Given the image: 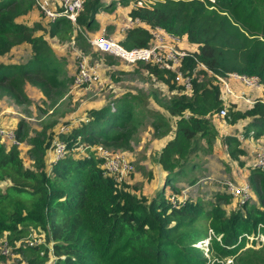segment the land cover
Returning a JSON list of instances; mask_svg holds the SVG:
<instances>
[{"label":"trees","instance_id":"obj_1","mask_svg":"<svg viewBox=\"0 0 264 264\" xmlns=\"http://www.w3.org/2000/svg\"><path fill=\"white\" fill-rule=\"evenodd\" d=\"M129 2L135 0H84L76 17V31L64 18L45 27L37 22L31 26L20 23L16 18L32 9V0H0V57L22 43L29 44L31 51L22 63L0 64V98L29 102L25 83L36 87L49 107L65 94L72 77L64 70V58L45 37L56 38L63 45L74 32V44H81L91 58L106 66L118 63L109 55L91 52L81 32L96 26L99 10ZM127 16L184 36L194 50L182 59V70L189 74L200 63L211 72L198 70L191 79V90L184 93L170 82L168 72L150 64L133 65L165 84L170 93L160 101L167 116L174 118L172 135L156 155L162 187L149 200L135 196L124 183L117 186L110 176L102 174L100 160L92 150L77 155L79 146L130 148L135 110L141 102L135 103V97L122 93L100 106L86 108L84 118L76 124L62 122L67 131L53 133L56 121L51 120L27 137L31 167H24L17 146L5 145L0 134V182H8L0 189V236L4 234L17 255L24 259L28 255L27 264H42L48 259L51 264H221L207 260L203 250L195 246L203 239L208 241L207 252L218 259L232 257L237 264H245L241 258L246 256L255 264V256L258 264H264V241L257 248L245 246L249 240L255 246L259 236L264 238V175L252 164L247 166V181L256 199H247L229 212L220 206L229 202L226 194H217L215 202L205 207L195 201L172 205L163 193L164 183L177 181L184 174L188 155L201 149V141L210 145L216 136L212 120L220 119L218 110L223 101L215 75L256 77L263 98L241 111L229 105L225 121L233 124L244 119L243 134L260 139L264 147V0H153L147 6H130ZM37 29L41 33L34 35ZM150 40L140 25L125 29L118 38L127 49L147 46ZM155 116L157 120L150 123L154 130L167 124L159 113ZM22 124H16L12 132L16 140L25 136ZM54 140L62 141L66 150L56 160ZM222 141L231 158L243 154L235 136H224ZM31 231L42 234L44 241L32 246L24 243ZM4 257L0 255V260Z\"/></svg>","mask_w":264,"mask_h":264},{"label":"rangeland","instance_id":"obj_2","mask_svg":"<svg viewBox=\"0 0 264 264\" xmlns=\"http://www.w3.org/2000/svg\"><path fill=\"white\" fill-rule=\"evenodd\" d=\"M130 6H133L131 2L128 4H116L113 8L104 10L102 16H96V19L98 18L102 21L104 26L111 25L109 29L105 30L107 35L116 33L118 28L121 27V25L115 27L114 24H111V21L115 20V17L120 19L122 22L121 24L124 25L127 23L121 13ZM117 14L119 15L117 16ZM16 21L20 23L22 22L28 26H31L36 22L40 24L42 23L43 27L46 26L41 14L35 7H32V9L25 15L17 17ZM97 28L98 25L96 24L94 28L88 29L85 32L97 34ZM40 33L41 31L37 29L35 30L34 35H39ZM45 39L48 44L53 47L52 49L54 52L64 58V70L66 71V74L71 77L74 73V59L72 60L70 58L73 52L72 49H81L80 47H82V45L80 44L79 47L77 43L73 44L71 42L72 46H70V43L69 41L67 42V40H65L67 45H61L60 41L56 38L45 37ZM82 50L84 49L82 48ZM86 51L88 50L86 49ZM30 54L31 51L29 44L22 43L12 47L7 53L2 55L0 57V64L7 65L22 63L30 56ZM112 66L113 68H111L109 72L106 70L102 71L101 79L98 83L72 91L69 90L70 83L65 94L53 107H49L48 101L45 100L36 87L29 83H25L23 89L29 102H17L6 96L0 98V124L4 126L3 130L6 133H12L14 128H16V124L23 121L22 126L26 127V129H24L25 136L16 140L18 143L16 146L24 167H31V160L27 154V148L29 146L26 139L39 132L42 125H46L51 120H54L56 123L52 126L51 131L53 133L55 131H60V127L63 126L62 122L69 121L76 124L78 118L83 117L86 108L90 106H99L122 93H129L135 97V103L141 102L137 104L135 110L133 139L129 149H114L125 154L126 161L128 162L127 165H129V171L123 178L115 181L112 176L104 173L100 161L99 167L102 170V174L110 176L117 186L124 183L126 186L124 188L126 190L133 193L135 196H143L146 200H149L154 196L156 190L160 186L162 187V176L156 161V155L161 141L172 135V118L170 119L164 112V109L161 108L160 101L162 100V97L167 98L170 96V93L164 91L165 89H163L162 84L156 86L155 80L142 72L140 66L134 68L133 66L121 65L119 62ZM152 93L155 95L151 96ZM239 101L240 100H237L234 103H228L227 101L226 107L231 105V107L236 106V108L245 109V105H241ZM141 108L143 113L141 112ZM146 110H149L150 113H146ZM155 113H159L167 121L165 126L157 130H154L153 126L150 124L153 120H157L156 116L154 117ZM214 120L215 123H217V127L219 123H223V121L214 118L212 124H214ZM236 131L237 130L234 129V132ZM217 134L218 132L216 131V135ZM216 137L219 138V136ZM220 137V148L215 145V137L211 140L210 145L207 142L201 141V149L197 151V153L188 155L187 162H185L187 164L185 165L184 174L181 175L177 181L164 183V185H166L163 186L165 187L163 189L165 198L168 197L170 203L171 195H174L176 198V203H171L172 205H178L184 201H195L206 207L209 203L215 202V196L217 194H226L230 197L229 202L227 204L220 203V206L223 207L226 212L235 210L241 206L243 203L242 201L244 200H242V198L232 197L226 193L221 182L223 179H230L235 183L247 181V174L244 170L248 165H251L254 153L253 149H250L249 144H246L245 141L257 142L259 146H262V143L260 139L256 140L251 136L244 135L243 140L245 139V141L242 144L239 142V148L242 149L243 154L234 159L228 155L225 146L222 147V138L224 136L220 135ZM3 140L4 144L8 145L7 139ZM253 144L255 143H252V145ZM246 147H249V149ZM214 149L216 153H214ZM80 152L81 151H79L77 155H80ZM239 160H241L243 165L242 163H238ZM244 163H246L245 166ZM241 171L244 172V175ZM190 178L193 179L192 183L188 182ZM247 182L249 183V181ZM7 183V181L0 182V189L2 190ZM170 184L173 185V187H171ZM249 187L250 196L248 201L253 202L256 199V196L251 190L250 183ZM27 235L28 236H25V239L22 240L24 243L29 238L37 239V243L44 241V238L40 233H34L31 231ZM3 236L4 234L0 236V255L5 256L2 253V243L5 241ZM257 240L258 243H255V246L250 245V240L245 246L252 248L259 247L264 241L263 235L259 236ZM18 244L19 242L16 241L15 246ZM48 246L50 247V245ZM195 246L203 250L204 257H206L207 260L211 258V260L221 264H237L232 257H219L218 259L214 253L207 252V239L198 241ZM9 249L8 255L4 257L5 260H0V264H27L25 260L28 255H24V259L21 255H17L13 252V247L10 246ZM253 257L255 264L260 263L255 256ZM241 259L245 264H250V261L246 260V256H242ZM42 264H51V260L48 259Z\"/></svg>","mask_w":264,"mask_h":264},{"label":"built area","instance_id":"obj_3","mask_svg":"<svg viewBox=\"0 0 264 264\" xmlns=\"http://www.w3.org/2000/svg\"><path fill=\"white\" fill-rule=\"evenodd\" d=\"M33 7H35L41 14L45 23H52L59 18H64L74 26V30L79 31V27L75 25L76 17L79 14L81 5L84 0H32ZM153 0H135L133 5L147 6L151 4ZM133 25H140L144 27L149 35L150 42L147 46L124 48L118 41V38L109 36L105 33L104 29L97 34L89 32H81L84 41L88 44L91 52H96L100 55L106 54L111 56L121 65L133 66L136 63L150 64L156 68L166 71L171 75L170 82L175 86L180 87V91L188 93L191 90V79L196 76L198 70L206 71L209 75L211 72L206 70L202 64H197L193 67L189 74L182 70V59L192 54V50L186 46L187 42L184 36H177L166 32L160 27H149L144 25L138 20H128L127 24L123 27H132ZM70 38L74 44V32ZM186 43V44H185ZM75 56V69L72 75V80L69 90H75L84 86H89L98 83L101 79V73L103 70H110L113 66H106L103 63L91 58L88 52L82 49H72ZM226 76H231L246 87L256 88L259 87L256 77L246 76L244 74L230 73ZM223 76V77H226ZM223 77L215 75L216 81L219 83L221 99L224 102L223 106L218 110V117L224 119L227 117V107L225 104V98L228 95H234L239 99H248L241 94H237L233 91L231 86ZM158 85V82L155 81ZM255 100L251 101L252 103ZM67 128L61 127L60 131H67ZM0 134L10 144L17 145V141L13 136V133H6L0 127ZM242 139L241 136H238ZM52 153L54 159H59L66 153L64 144L62 141H52ZM79 151L92 150L96 157L101 162V167L107 175L112 176L116 180H120L128 173L129 165L126 161L125 154L119 150H113L102 146L101 144L93 146H79ZM252 166L260 170L264 175V147L261 146L254 154ZM226 193L235 198H242L247 200L249 198V183L247 181H241L235 183L230 179H223L221 182ZM171 203H176L174 195L170 196ZM242 201V202H244ZM39 243V242H38ZM29 246L36 245L37 239L29 238L26 241ZM2 253L6 256L10 250V245L3 241Z\"/></svg>","mask_w":264,"mask_h":264},{"label":"crops","instance_id":"obj_4","mask_svg":"<svg viewBox=\"0 0 264 264\" xmlns=\"http://www.w3.org/2000/svg\"><path fill=\"white\" fill-rule=\"evenodd\" d=\"M103 11L104 10H99V12L95 15V19H96V16L97 15H100V16H102L103 15ZM127 12H128V9H125V11L123 10L122 11V13L121 14H123V17H124V19H125V21H127L128 22V20H129V18H128V16H127ZM106 15V14H105ZM119 14H117V16H118ZM96 22H97V25H98V32H96V33H99L100 31H101V29H104V31L107 29V26L108 25H106V26H104L103 25V22L102 21H100L98 18L96 19ZM122 22L120 21V19H118V18H116L115 17V20H112L111 21V24L113 25L114 24V26L115 27H119L120 25H121V27H119L118 28V30L116 31V33H114V34H109V35H112L113 37H116V38H121L122 36H123V34H124V31H125V29L123 28L126 24H121ZM128 28V27H127ZM126 28V29H127ZM92 33V32H91ZM106 33V32H105ZM71 40V39H70ZM70 40H69V43H70ZM68 42V41H67ZM187 42V41H186ZM66 44V42L63 44V45H65ZM186 44V43H185ZM67 45V44H66ZM70 45V44H69ZM71 46V45H70ZM186 46L188 47V48H190L192 51L194 50L193 49V46L190 44V43H188L187 42V44H186ZM73 51V50H72ZM70 58L73 60L74 59V69H75V56L73 55V52H72V56H70ZM203 71V70H202ZM206 72V71H205ZM208 74V73H207ZM73 75V74H72ZM72 77V76H71ZM223 79L224 80H226L227 81V83H228V85L229 86H231V88L233 89V91L235 92V93H237V94H241V95H243V97H245L246 99H248L249 100V102H247V101H245V99H239V98H237L236 96H234V95H228L226 98H225V104H226V102L228 101V103H234V102H236L237 100H240L239 102H240V104L242 105H245L244 107L245 108H249V107H251V105L253 104L251 101H253V100H256V99H261V98H263V89H262V87H261V85H259V87H256V88H252V87H246V86H244L243 84H241L240 82H238L237 80H235L234 78H232L231 76H226V77H223ZM159 84H162V86H163V89H165L164 91L165 92H167V93H169L168 91H167V86L165 85V84H163V83H161V82H158V86H160ZM156 86H157V84H156ZM224 103V102H223ZM103 104V103H102ZM100 106V105H99ZM90 107H97V106H90ZM233 109H235V110H242V109H244V108H236V106H234V107H232ZM165 112V111H164ZM167 115V114H166ZM84 118V116L83 117H79L78 118V121H80V120H82ZM172 118V117H171ZM170 118V119H171ZM172 120V124H173V120H174V118H172L171 119ZM219 121H223V123H219L218 124V127H217V123H215V120H214V127H215V130L218 132V134L216 135V136H219V138L218 137H216L215 136V140H216V142H215V145L218 147L219 146V148L221 147V143H220V141H221V137H220V135H222V136H227V135H231V136H235L238 140H239V142H241V144L245 141V139L243 140V136H244V134H243V132H242V126L246 123V121L244 120V119H239V120H237L235 123H233V124H229V123H227L224 119H218ZM77 121V122H78ZM217 128V129H216ZM234 129L235 130H237L236 132H234ZM238 136H241L242 137V139H239L238 138ZM171 136H168L166 139H163L162 141H161V144H160V146H162V144L167 140V139H169ZM245 143L246 144H249V146H250V149H253V153L255 154V152L261 147V146H259L258 145V143L257 142H251V141H245ZM252 143H255V144H253L252 145ZM225 145L223 144V146L222 147H224ZM247 146V145H246ZM160 148V147H159ZM226 148V147H225ZM247 149H249V147H246ZM251 151V150H250ZM214 153H216L215 152V149H214ZM215 155V154H214ZM222 156V155H221ZM254 157V156H253ZM240 161V163H242L241 162V160H239ZM252 161H253V158H252ZM239 163V162H238ZM239 163V164H240ZM242 165H243V163H242ZM246 165V163H244V166ZM245 173L248 175V168H245ZM241 173L244 175V172H242L241 171ZM161 174V173H160Z\"/></svg>","mask_w":264,"mask_h":264}]
</instances>
